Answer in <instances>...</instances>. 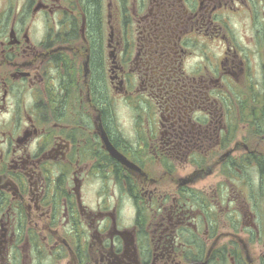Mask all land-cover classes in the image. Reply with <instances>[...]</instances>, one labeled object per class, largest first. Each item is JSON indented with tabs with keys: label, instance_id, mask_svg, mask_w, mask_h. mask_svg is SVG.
I'll return each mask as SVG.
<instances>
[{
	"label": "flooded vegetation",
	"instance_id": "af4514ba",
	"mask_svg": "<svg viewBox=\"0 0 264 264\" xmlns=\"http://www.w3.org/2000/svg\"><path fill=\"white\" fill-rule=\"evenodd\" d=\"M0 264H264V0H0Z\"/></svg>",
	"mask_w": 264,
	"mask_h": 264
}]
</instances>
